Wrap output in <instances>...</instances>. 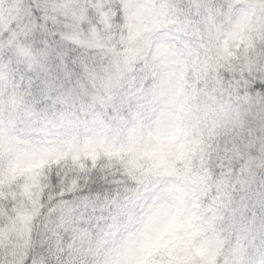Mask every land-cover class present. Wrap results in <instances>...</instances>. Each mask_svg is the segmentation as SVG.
I'll use <instances>...</instances> for the list:
<instances>
[{
    "label": "snow or ice",
    "instance_id": "1",
    "mask_svg": "<svg viewBox=\"0 0 264 264\" xmlns=\"http://www.w3.org/2000/svg\"><path fill=\"white\" fill-rule=\"evenodd\" d=\"M0 264H264V0H0Z\"/></svg>",
    "mask_w": 264,
    "mask_h": 264
}]
</instances>
